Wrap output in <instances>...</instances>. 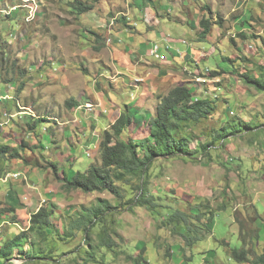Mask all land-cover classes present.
<instances>
[{"label": "rangeland", "instance_id": "rangeland-1", "mask_svg": "<svg viewBox=\"0 0 264 264\" xmlns=\"http://www.w3.org/2000/svg\"><path fill=\"white\" fill-rule=\"evenodd\" d=\"M78 1L92 9L79 13L76 0H0V142L28 144L18 150L21 159H0V240L25 230L40 207L54 206L52 221L61 233L68 217L105 200L116 245L97 249L87 264H132L142 247L149 264H252L264 255V93L240 76L263 72L264 0ZM203 17L210 22L205 37ZM155 43L166 60L151 55ZM184 84L214 105L211 116L189 127L195 137L203 132L208 139L227 120L261 125L217 142L198 162L153 160L148 187L156 204L184 212L207 204V214H214L211 232L191 249L163 223L161 215L172 211L128 210L137 179L117 184L125 195L119 208L109 192L63 191L52 168L72 178L99 165L102 133L122 111L133 118L123 138L140 142L159 96ZM71 100L77 105L68 107ZM38 118L46 121L30 131L26 124ZM243 237L249 262L238 263L231 251L243 248ZM54 243L48 264H83L76 250L82 232L61 241L54 236ZM10 262L34 264L16 250Z\"/></svg>", "mask_w": 264, "mask_h": 264}, {"label": "trees", "instance_id": "trees-1", "mask_svg": "<svg viewBox=\"0 0 264 264\" xmlns=\"http://www.w3.org/2000/svg\"><path fill=\"white\" fill-rule=\"evenodd\" d=\"M74 7L79 13H86L92 9V5H86L78 0ZM202 8L204 12L210 10L207 5ZM199 25L202 28L201 36L205 37L209 32L210 22L203 17L199 21ZM262 67L263 72L258 75L245 73L240 78L245 85L264 93V64ZM76 105L77 103L71 100L67 106L74 107ZM213 112L212 102L206 98L195 97V93L186 84L176 86L166 95L159 96L155 114L148 121L149 129L146 138L137 143L131 139L123 138L125 130L132 127L133 118L127 111H122L109 125V128L102 133V139L97 146L99 165L91 164L84 172L74 173L72 178H68L65 171H61L59 174L57 167L52 165L53 174L60 179L63 191L109 192L117 199L118 205L116 206L119 208H122L120 205L125 200V195L124 190L117 184L130 185L131 180L137 179L134 187L135 195L125 201L128 210L133 211L135 207H141L158 214L161 209L162 211H172L161 215L164 218L163 223L182 237L184 246L191 249L194 244L202 241L211 232L210 223L214 219L213 212L209 211L207 214V209H209L207 204L194 207L188 212L172 210L169 207L156 204L155 200L157 199L148 187V171L153 160L157 158L183 157L195 162H198L199 157L206 159L209 148L217 142L227 137L242 135L244 132L253 133L261 126L252 123V121L227 120L219 128L214 129L208 139L207 133L203 132L195 137L189 131V127L201 120H206ZM36 120L33 124H26L30 131L35 130L36 123L46 121L43 118ZM201 136L204 137L203 141L200 140ZM192 141L197 143L194 148L190 146ZM27 147V143H22L18 148L0 142V159L5 157L21 159L18 150ZM139 149L142 151L141 154H138ZM88 155L90 156V154ZM111 208V205L105 200L99 201L89 208H84L81 212L75 213L73 217H68L66 227L63 223L62 226L60 224L61 233L56 230L52 221V216L55 214L54 206L38 208L30 214L29 225L25 230L0 240V264H12L10 261L14 250L25 262L48 264L54 260V236H57L61 241L72 238L76 232H82L84 241L82 247L79 246L76 249L78 250L77 256L81 258L83 264H87L88 261L95 262L97 249L107 248L112 251L116 245L111 237L116 235V230L111 227L113 222L111 213H109ZM220 208L222 209L223 206ZM193 209L198 210V213H192ZM7 212L13 213L14 209L10 207ZM202 216H206V221H202ZM97 228L98 230H96ZM92 233H95L99 239L97 243H94V239L91 237ZM256 238H258V234ZM241 241L243 248L232 250L231 258L238 263L249 262V251L246 249L245 238L243 237ZM25 244L28 245L26 250L24 249ZM144 253L145 248L142 247L138 255L132 258V264H149ZM252 264H264V255L252 260Z\"/></svg>", "mask_w": 264, "mask_h": 264}, {"label": "built area", "instance_id": "built-area-1", "mask_svg": "<svg viewBox=\"0 0 264 264\" xmlns=\"http://www.w3.org/2000/svg\"><path fill=\"white\" fill-rule=\"evenodd\" d=\"M165 41L168 43L169 42V40L168 39H165ZM182 43L183 44H186V42L185 41H182ZM164 48L167 50V51H169L170 50V48H169V46L168 45H164ZM161 48H160V46L158 45V44H152V48H151V50H150V53H151V55L152 56H154L156 59H158L159 61H164V60H166V58H167V53H163V52H161ZM86 107H85V109H86V111H88V112H92V105H89V104H86L85 105ZM1 126V125H0ZM15 178H18V174H14L13 175Z\"/></svg>", "mask_w": 264, "mask_h": 264}]
</instances>
